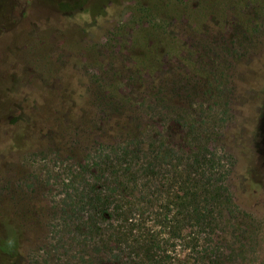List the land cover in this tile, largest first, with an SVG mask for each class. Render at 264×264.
<instances>
[{
	"label": "rangeland",
	"instance_id": "obj_1",
	"mask_svg": "<svg viewBox=\"0 0 264 264\" xmlns=\"http://www.w3.org/2000/svg\"><path fill=\"white\" fill-rule=\"evenodd\" d=\"M259 7L258 0H0V239L10 218L22 228L24 254L11 264H26L46 234V201L25 187L38 153L64 145L62 131L79 127L86 143L105 140L136 124L153 99H197L229 75L232 117L214 145L233 157L235 202L258 228V246L246 244L240 264H264V27L255 33L251 25V34L243 27L264 24ZM207 42L222 47L221 56ZM230 49L244 54L232 69ZM177 132L166 134L179 141Z\"/></svg>",
	"mask_w": 264,
	"mask_h": 264
},
{
	"label": "trees",
	"instance_id": "obj_2",
	"mask_svg": "<svg viewBox=\"0 0 264 264\" xmlns=\"http://www.w3.org/2000/svg\"><path fill=\"white\" fill-rule=\"evenodd\" d=\"M258 4L264 20V0ZM206 6L213 10L212 3ZM253 22L243 26L245 33L251 25L255 33L264 27ZM207 43L221 56L222 47ZM230 50L225 56L232 69L244 54ZM232 86L229 75L197 99H153L136 124L105 140L86 143L79 127L62 131L64 145L38 153L33 182L25 187L45 199L41 217L47 223L26 264H240L246 244L258 246V228L235 202L233 157L214 145L232 117L225 98ZM192 87L201 94L204 85ZM170 127L183 132L179 141L166 134ZM246 190L255 198L258 185L249 179ZM4 227L1 264H11L24 258L23 232L10 218Z\"/></svg>",
	"mask_w": 264,
	"mask_h": 264
}]
</instances>
